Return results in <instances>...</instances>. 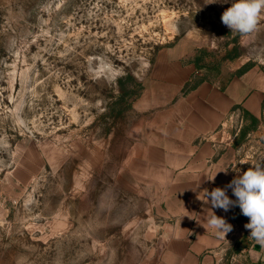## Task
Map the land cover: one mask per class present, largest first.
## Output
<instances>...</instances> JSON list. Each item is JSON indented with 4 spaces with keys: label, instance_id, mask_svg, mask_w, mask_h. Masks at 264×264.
Returning <instances> with one entry per match:
<instances>
[{
    "label": "rangeland",
    "instance_id": "obj_1",
    "mask_svg": "<svg viewBox=\"0 0 264 264\" xmlns=\"http://www.w3.org/2000/svg\"><path fill=\"white\" fill-rule=\"evenodd\" d=\"M233 2L0 0V264H144L151 202L121 171L124 124L166 52L219 86L242 63L264 77V18L232 33ZM240 142L264 167V101Z\"/></svg>",
    "mask_w": 264,
    "mask_h": 264
},
{
    "label": "crops",
    "instance_id": "obj_2",
    "mask_svg": "<svg viewBox=\"0 0 264 264\" xmlns=\"http://www.w3.org/2000/svg\"><path fill=\"white\" fill-rule=\"evenodd\" d=\"M180 56L158 59L121 135V171L143 184L151 202L154 234L144 264H264V247L249 238L248 222L225 238L208 227L212 212L234 230L242 222L238 206L212 208L205 195L250 168L240 141L260 120L264 77L250 68L221 87ZM226 194L236 199L230 188Z\"/></svg>",
    "mask_w": 264,
    "mask_h": 264
},
{
    "label": "clouds",
    "instance_id": "obj_3",
    "mask_svg": "<svg viewBox=\"0 0 264 264\" xmlns=\"http://www.w3.org/2000/svg\"><path fill=\"white\" fill-rule=\"evenodd\" d=\"M217 2L220 0H210L208 4ZM227 2L228 0H223V3ZM262 18H264V0H234L222 13L221 21L232 33L248 36L259 30L258 25ZM215 175L209 180L214 181ZM229 188L236 197L235 200L230 199L226 194ZM205 195L206 203H210L212 208L228 212L238 206L241 213L249 218V222L244 225L246 229L251 230L249 238L264 247V167L261 164L254 165L242 175L236 176L224 188L217 187L211 192L205 190ZM207 225L221 238H225L233 230L231 224L213 212L207 220Z\"/></svg>",
    "mask_w": 264,
    "mask_h": 264
},
{
    "label": "trees",
    "instance_id": "obj_4",
    "mask_svg": "<svg viewBox=\"0 0 264 264\" xmlns=\"http://www.w3.org/2000/svg\"><path fill=\"white\" fill-rule=\"evenodd\" d=\"M196 64H197V63H196ZM198 68H200V66H198ZM243 70H244V69L241 67V68L237 69V70L234 72V74L239 75ZM228 79H229V78L226 79V81L221 85V87H224V85L227 83Z\"/></svg>",
    "mask_w": 264,
    "mask_h": 264
}]
</instances>
